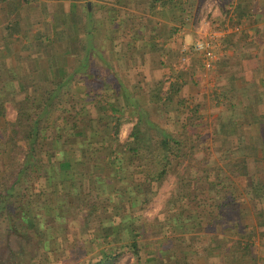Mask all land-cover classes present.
Segmentation results:
<instances>
[{
    "label": "rangeland",
    "instance_id": "obj_1",
    "mask_svg": "<svg viewBox=\"0 0 264 264\" xmlns=\"http://www.w3.org/2000/svg\"><path fill=\"white\" fill-rule=\"evenodd\" d=\"M26 1L24 3L26 8L32 6V10H29V12L32 11L31 19L39 18L41 20L39 27L32 26L30 28L32 30L39 28L45 33L46 23L49 22V14L45 10V6L37 15L34 7L36 1ZM63 3L66 12L73 10V13L79 14L81 18L84 17L88 4L95 20L93 28L95 47L89 52L91 76L86 77L88 79L86 85L83 86V89L77 87L74 91L76 94H72L73 96L69 94L70 90L66 91L67 93L62 95V105L67 109L70 107V103L76 99L86 100L82 104L85 109L83 112L80 111L81 116L91 120L93 125V128L86 130L92 137L91 139L106 134L104 145L112 142L113 130L117 128V141H113V147L108 150L110 155L106 158H114L116 168L122 166L128 156L125 142L132 136L133 131L140 138H146V140L150 138L152 141L158 140L162 132L175 138H195L198 141L191 151L192 161L189 162L188 158L176 161V158L172 156L169 172L162 180L154 198L141 212L147 221L153 224L161 222L166 218V206L171 194L178 192L189 182L187 175L192 174V171L206 168L204 172L210 171L216 176L227 170L228 158L238 159L241 155L232 152L234 151L232 149H224L223 145L226 147L229 145L225 144L224 139L218 136L223 132L217 126L224 114L220 100L221 84L223 85V83L219 82L217 68L219 62L226 57L228 50L234 51L238 48L237 43L234 48L227 45L224 39L226 35L234 32V38L238 37L243 40L248 37L243 36L246 34L245 32L250 34L246 31L249 24H246L245 21L230 22L229 16L234 12L233 0H227L222 6L220 0H66ZM262 4L260 0L258 3L255 2L251 6L254 7L253 10L249 11V14H253L251 18H254L255 24H260V30L264 25L259 16L264 14ZM50 7L53 5L51 4ZM251 27L252 25H249V28ZM32 33H37V31ZM79 35L84 37L83 32ZM206 39L211 41L216 55L213 66L209 69L203 64V53L194 48L197 41ZM136 41H138L137 44H135ZM263 43L260 42L257 47L258 52ZM55 46L54 43L50 44V52L51 47ZM135 47L139 52L142 51L143 57L135 54ZM96 53H99L101 57ZM132 53L137 58L128 57L125 60L121 58ZM108 64L113 68L112 70L116 71L111 72L108 69ZM30 79L32 82L34 78ZM45 80L48 84L52 82L48 79ZM31 82L20 84L16 79L15 82L6 83L5 88L0 91V104L2 103L4 108L3 116H0V123L5 119L13 121L16 118L15 101L21 99L23 95L35 92L32 90V85L30 86ZM89 82L91 85H88ZM11 85L14 89L10 88ZM123 86L126 87L129 97L131 99L133 97L136 101V108L130 104L131 100L126 96ZM27 88L30 89L28 93H26ZM246 94L250 97L249 91H246ZM101 99L104 101H100ZM90 101L92 103H89ZM60 110L62 111L61 107ZM68 115L69 112L63 113L65 119L71 120L70 117H67ZM106 121L107 127H104ZM98 125H102L103 132L98 129ZM66 126L67 130L71 131L72 124L69 123ZM217 130H219L218 133ZM260 146L257 147L261 151L260 153L249 154L252 158V169L259 170V172L256 171L259 176L262 174V168L257 159H264V144ZM23 147L24 145L22 150ZM144 150L139 149L142 152H145ZM21 157L22 152L20 151L17 159L20 160ZM138 165L139 163L134 161L133 167ZM160 165L155 163L156 167ZM128 170L130 171L131 168ZM121 176L129 175L123 170ZM135 176H141L140 172L135 173L133 177ZM129 178L132 180V177ZM207 178L212 180V176ZM118 182L120 185H127L125 182L128 180L119 179ZM244 183L243 179L240 181L236 179L235 184L244 186ZM242 195L234 196V204L240 202L241 199L245 200L244 203L239 204L242 210L238 211L234 207V211L232 209L226 213L229 219L236 220L241 225L248 221L246 215L250 213L247 210L255 208L251 199ZM118 199L123 201L124 194H120ZM182 202L187 208L192 209L197 207L198 198L183 199ZM75 204L78 205L76 200ZM104 205L107 206V204ZM86 212L87 210L77 212L73 218L71 216L67 227L65 226L66 232H70V238L74 239V242H70V244L77 245V247H73L72 251L68 249L61 251L60 249L56 252V256L46 254L43 250H35L36 240H29L27 246L23 244V247L9 252V249H6L3 244L6 237L4 225L1 223L0 244L3 245L0 247V264H39V261H44V264H82L88 257L96 259L101 249L117 256L113 264H138L136 255L128 247L126 241H120V239L118 241L110 235H107L106 241H103L94 235L96 233V231L93 232L94 227L89 229L83 227L86 220L90 219V215H87ZM209 217V214L200 216L201 229L198 231L200 234L198 245L213 243L208 250H199L200 252L193 255L198 264H208L206 253L212 252L214 244H216L215 241H210L209 235L216 232L226 236L234 225L231 223V225L221 226L220 230H216L206 221ZM96 224V219H91L90 225L95 226ZM219 227L217 226V228ZM234 231H237L234 233V264L236 262L238 264H264V240L256 238L253 249L247 251L244 259H241L239 258L240 252L245 251V244H240L237 247L236 241L244 240L242 239L243 231H238L237 227H234ZM149 233L152 236L153 231L150 230ZM171 234L177 242H180L178 244L184 243L181 228L172 229ZM225 241L223 248L228 250L226 248L231 246L232 242H229L228 239ZM150 247H153L152 251L155 250L157 255H162L161 264L175 261V258L167 251L162 250L160 246L150 244ZM236 247L237 249H235ZM83 250L86 251L87 258L80 254ZM231 258L232 255L225 256L224 253H221L218 257H211V259L209 257V261L210 264H229L228 261Z\"/></svg>",
    "mask_w": 264,
    "mask_h": 264
},
{
    "label": "trees",
    "instance_id": "obj_2",
    "mask_svg": "<svg viewBox=\"0 0 264 264\" xmlns=\"http://www.w3.org/2000/svg\"><path fill=\"white\" fill-rule=\"evenodd\" d=\"M69 78V75L62 77L45 90L24 95L16 101V118L0 123V224L3 223L5 228L6 241L3 244L9 252L23 247V244L27 246L29 240H36L35 250H43L52 256H56L60 249L72 251L77 245L70 244L74 239L70 238L65 226L71 216L73 218L74 214L83 210L90 215L83 227H94V235L103 241H106L107 235L126 241L138 264H161L162 255L152 251L150 244L160 246L175 258L168 264H198L193 255L199 250H208L213 243L198 245L200 216L207 214L210 217L206 221L216 230L234 224L226 236L216 232L209 235L210 241L216 244L212 252L206 253L208 264L209 257H218L221 253L232 255L228 263L234 264V233H237L234 227L243 231L244 240L236 241L237 247L245 244V251L240 252L241 259L253 249L256 238L264 240V159H257L262 168L260 176L256 173L259 170L252 169L249 154H242L238 159L228 158L227 170L216 176L210 171L204 172L206 168L192 171L187 175L189 182L171 194L166 218L153 224L141 212L154 198L169 172L172 156L176 161L181 158L192 161L191 151L198 141L195 138H175L163 132L158 140L152 141L140 138L133 131L125 142L128 152L123 163L125 167L116 168L114 158L107 159L106 156L110 155L108 150L113 147V141H117V128L113 126L111 143L104 145L106 134L91 139L86 130L93 128L91 120L81 116L84 105L75 108L70 103L67 109L62 105V95L67 93L63 88ZM125 93L135 106V100L129 97L127 91ZM69 94L76 93L69 91ZM3 111L1 103L0 116H3ZM64 112H69L67 117L71 120L64 118ZM69 123L72 124L71 131L67 130ZM104 127H107V121ZM101 128L102 125H98L100 131ZM141 148L145 152L139 151ZM20 151L22 157L18 160ZM134 161L139 163L135 168ZM155 163L161 165L156 167ZM123 170L129 176H121ZM139 172L141 176L133 177ZM209 176L212 180L207 178ZM119 179L128 180L125 182L127 185H120ZM236 179H243L244 186L236 185ZM120 194H124L123 201L118 199ZM239 194L248 196L255 207L254 210H247L250 214L246 215L248 221L243 225L226 216L228 211H234V207L242 210L239 204L245 200L234 204V196ZM195 197L198 198L195 208L189 209L185 201L182 202ZM91 219H96L95 226L90 225ZM174 228L182 229V245L171 234ZM150 230L153 231L152 236ZM225 239L232 242L226 248L228 250L223 248ZM80 254L87 258L85 250ZM116 258L101 249L96 259L88 257L82 264H113ZM39 264H44V261H39Z\"/></svg>",
    "mask_w": 264,
    "mask_h": 264
},
{
    "label": "crops",
    "instance_id": "obj_3",
    "mask_svg": "<svg viewBox=\"0 0 264 264\" xmlns=\"http://www.w3.org/2000/svg\"><path fill=\"white\" fill-rule=\"evenodd\" d=\"M35 1L37 15L44 6L49 14L45 33L39 28L33 30L30 28L39 27L41 20L31 19L32 11L29 12V10L32 6L26 8L24 4L26 0H0V91L5 88L6 83L15 82L18 79L20 84L23 82L29 84L30 78L33 77L30 86L32 85V90L36 93L68 75L70 78L64 90L74 92L77 87L83 89L88 80L86 77L91 76L89 52L95 47L93 13L88 4L87 11L81 18L79 14H74L73 10L65 11L63 1L66 0ZM220 1L222 6L227 0ZM233 1L234 12L229 16L230 22L245 21L252 27L247 26L246 31L250 34L247 32L242 34L244 37L248 36L243 40L234 38V32L228 33L224 38L228 46L234 48L237 43L238 48L233 49L234 51L228 50L226 57L219 62L217 68L219 82L223 83L220 100L224 114L217 126L223 132L217 135L229 145V148L223 145L224 149H232L234 150L232 152L241 155L255 154L261 152L257 147L264 144L262 141L264 140V43L259 52L257 48L260 42H264V25L263 30L262 28L260 30V24H255L254 18H251L253 14H249V11L254 8L251 7L252 4L258 3L259 0ZM260 1L263 3L262 10H264V0ZM51 4L53 7H50ZM259 16L264 22V14ZM33 31L37 33H32ZM82 32L84 37L79 35ZM53 43L56 46L51 47L50 52V44ZM137 43L138 41L135 42ZM134 49L137 56L143 57L142 51L139 52L137 47ZM47 52L49 53L46 54ZM96 54L100 56L99 53ZM137 56L132 53L121 58L125 60L128 57L137 58ZM108 67L111 72L116 71L112 70L110 64ZM45 79L52 81L51 84H48ZM88 85H91V82ZM10 88L14 89L12 85ZM123 88L127 91L125 86ZM28 90L30 89L27 88L26 93ZM246 91L250 92V97ZM85 102L86 100L76 99L71 104L76 107ZM136 107L135 103L134 108ZM216 132L218 133L219 130ZM233 143L234 146L231 147Z\"/></svg>",
    "mask_w": 264,
    "mask_h": 264
},
{
    "label": "built area",
    "instance_id": "obj_4",
    "mask_svg": "<svg viewBox=\"0 0 264 264\" xmlns=\"http://www.w3.org/2000/svg\"><path fill=\"white\" fill-rule=\"evenodd\" d=\"M194 48L197 51L203 53V64L206 68H211L213 66V61L216 58L214 54L213 47L210 40H200L194 44Z\"/></svg>",
    "mask_w": 264,
    "mask_h": 264
}]
</instances>
